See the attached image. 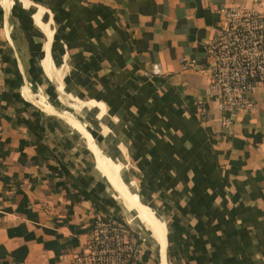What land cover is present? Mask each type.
Segmentation results:
<instances>
[{"label": "crops", "instance_id": "1", "mask_svg": "<svg viewBox=\"0 0 264 264\" xmlns=\"http://www.w3.org/2000/svg\"><path fill=\"white\" fill-rule=\"evenodd\" d=\"M232 4L264 13V0H0V264H71L96 217L142 230L138 264H161L166 239L169 264H264V86L225 125L200 70ZM35 99L86 124L151 221Z\"/></svg>", "mask_w": 264, "mask_h": 264}, {"label": "built area", "instance_id": "2", "mask_svg": "<svg viewBox=\"0 0 264 264\" xmlns=\"http://www.w3.org/2000/svg\"><path fill=\"white\" fill-rule=\"evenodd\" d=\"M221 21L208 40L212 62L201 71L210 76V88L217 94L222 121L231 123L253 107L251 94L264 86V13L254 7L232 4L221 6ZM187 68L195 60L183 58ZM153 75L165 73L161 62H154ZM143 242L128 220L96 217L82 249L71 254V264H138ZM67 257V255H65Z\"/></svg>", "mask_w": 264, "mask_h": 264}, {"label": "bare ground", "instance_id": "3", "mask_svg": "<svg viewBox=\"0 0 264 264\" xmlns=\"http://www.w3.org/2000/svg\"><path fill=\"white\" fill-rule=\"evenodd\" d=\"M12 2H13V0H6L7 6H10L12 4ZM41 105L44 106V107H46V108H49L50 109V107H47V106H45L43 104H41ZM95 149L97 150V153H98V158H99L98 159V164H99L100 168L102 169V171L103 172H107L113 178V180L118 185V188L121 191H123V193L125 194L126 198L131 203L132 207L135 210H137L139 213H141L142 215H144L147 220L150 219V221H151L152 220V214H154V213L150 210V208L147 205L143 204L140 201V198H139V196H138L137 193H135L134 191H131L130 189H128L126 187V185L124 184V182L121 180V178L117 174L111 172V169H112V165H111L112 160L110 159V157H108L107 155H105V153L101 150L100 147H98V145H97V147H95ZM135 229H138L139 232L142 231L139 227L138 228H135ZM161 250L162 251L165 250L163 248L162 243H161L160 249L158 248V252L156 253L158 256L161 253Z\"/></svg>", "mask_w": 264, "mask_h": 264}, {"label": "water", "instance_id": "4", "mask_svg": "<svg viewBox=\"0 0 264 264\" xmlns=\"http://www.w3.org/2000/svg\"><path fill=\"white\" fill-rule=\"evenodd\" d=\"M3 5L5 6L6 9L11 6V5L7 6L6 0H3ZM34 102L37 103L43 110H46L47 112H50V113H53V114H57L58 116H61V117L65 118V119L69 120L74 125H76L77 128H79V130L82 132V134L86 137V139L88 141V144H89V147L91 148V150L94 153L97 166H99V164H98V159H99L98 158V153H97V150L95 149V147H97L98 144H97V142H96V140H95V138L93 136L92 131L86 126V124L82 120H80L79 118L75 117L72 114H68L64 110H58L56 108H50V109L46 108V107L42 106L38 102V99H35ZM102 173H103L104 177L106 178L108 184L113 189L114 184L112 183V181L108 178V176L103 171H102ZM140 201L142 203L148 205V203L144 202L142 199H140ZM159 260H160L161 264H169L168 260H167V239H166V242H165V250H163V251L161 250V253L159 254Z\"/></svg>", "mask_w": 264, "mask_h": 264}, {"label": "rangeland", "instance_id": "5", "mask_svg": "<svg viewBox=\"0 0 264 264\" xmlns=\"http://www.w3.org/2000/svg\"><path fill=\"white\" fill-rule=\"evenodd\" d=\"M47 103H48V102H47ZM48 104L51 105L50 103H48ZM51 106H52V105H51ZM52 107H53V106H52ZM53 108H54V107H53ZM85 108H87V107H85ZM78 110H79V108H78ZM80 112H81V113H84L83 110H81ZM103 143H104V142H103ZM111 172H113L112 169H111ZM113 173H114V172H113ZM124 220H127V219L125 218ZM139 234H140V233H139ZM140 237H141V236H140ZM142 242H143L144 245H146L145 242L143 241V239H142Z\"/></svg>", "mask_w": 264, "mask_h": 264}, {"label": "trees", "instance_id": "6", "mask_svg": "<svg viewBox=\"0 0 264 264\" xmlns=\"http://www.w3.org/2000/svg\"><path fill=\"white\" fill-rule=\"evenodd\" d=\"M5 178V177H4Z\"/></svg>", "mask_w": 264, "mask_h": 264}]
</instances>
